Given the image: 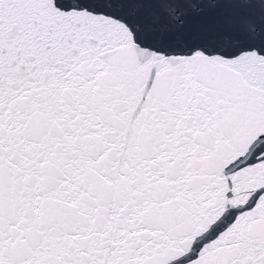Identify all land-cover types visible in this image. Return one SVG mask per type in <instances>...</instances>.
<instances>
[{"label":"snow or ice","instance_id":"1","mask_svg":"<svg viewBox=\"0 0 264 264\" xmlns=\"http://www.w3.org/2000/svg\"><path fill=\"white\" fill-rule=\"evenodd\" d=\"M0 264H264V0H0Z\"/></svg>","mask_w":264,"mask_h":264}]
</instances>
